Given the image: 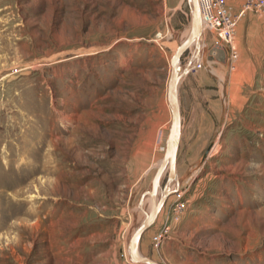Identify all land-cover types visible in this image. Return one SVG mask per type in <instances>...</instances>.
<instances>
[{"label":"rangeland","instance_id":"rangeland-1","mask_svg":"<svg viewBox=\"0 0 264 264\" xmlns=\"http://www.w3.org/2000/svg\"><path fill=\"white\" fill-rule=\"evenodd\" d=\"M190 23L188 0H0V264H131L171 123L170 56ZM237 25L238 51V38L264 43L263 16ZM223 45L211 53L229 71ZM223 72L181 89L180 194L156 229L173 202L185 210L159 248L144 244L153 223L139 242L162 264H264V73L233 116L213 109Z\"/></svg>","mask_w":264,"mask_h":264},{"label":"crops","instance_id":"crops-1","mask_svg":"<svg viewBox=\"0 0 264 264\" xmlns=\"http://www.w3.org/2000/svg\"><path fill=\"white\" fill-rule=\"evenodd\" d=\"M243 0H227L229 5L233 8L234 11H237L241 5ZM238 27V25H237ZM253 26L249 23L246 26L247 30H252ZM245 29V27H244ZM243 29V30H244ZM238 31V29H237ZM240 32V31H239ZM202 37L200 42L202 46L206 48L205 61L204 59H192V50L189 49V55L183 65H188L184 69V73L182 72L180 76V80L178 83V98L180 103V93L183 87L186 88L187 85L190 84L191 75L194 78L195 85L198 86H206V81L204 76L201 73H228L227 78L220 83L218 86H214L217 89V93L219 96L216 98L217 101L214 102L213 109L215 110V105L218 104L221 112L223 111V104H226L228 107V113L232 112L233 116H236L239 113L247 102L249 95L254 94L258 91V86L256 83L255 74L256 73H264V43L263 40L260 42H253L249 45H245L242 39L239 40V57L236 60L235 66L227 71V67L225 64V58L220 57L222 53L221 50L223 48V43L219 45L214 44L215 33L209 28H204L201 33ZM214 46H219L222 49L216 50L214 53H211L212 48ZM192 48V47H190ZM222 50V51H223ZM224 52V51H223ZM200 61L201 65L198 68H195L194 65L196 62ZM181 65V64H180ZM181 65V66H183ZM191 69V70H190ZM186 75V76H185ZM219 80V79H218ZM211 86V85H210ZM197 106H201L205 109V104L199 103ZM181 110V107H180ZM202 117L206 116V114H201ZM222 117V113H221ZM184 128V127H183ZM182 124H181V135H182ZM180 135V138H181ZM180 142V140H179ZM179 147V146H178ZM144 216V213H143ZM142 216V218H143ZM154 224V223H153ZM156 230V224H154L148 231L144 244L145 247L152 248L151 246V235ZM163 244V242L161 243ZM161 246V245H160ZM153 250V249H152Z\"/></svg>","mask_w":264,"mask_h":264},{"label":"water","instance_id":"water-1","mask_svg":"<svg viewBox=\"0 0 264 264\" xmlns=\"http://www.w3.org/2000/svg\"><path fill=\"white\" fill-rule=\"evenodd\" d=\"M188 3L191 15L190 33L174 48L170 56V72L167 82L166 97L171 111V123L165 140V149L153 173L150 186L142 192L139 198L140 201L141 198L148 193L150 197V209L145 213V216L128 239V253L132 262L162 264L150 256L143 254L139 249V242L142 233L156 219L167 195L174 192L173 189L168 187V183L176 179V157L181 135V110L178 98V83L181 74L178 73V68L182 55L200 40L203 31L198 0H188ZM165 169H167L166 176L163 175ZM158 187L161 188L159 196L157 195Z\"/></svg>","mask_w":264,"mask_h":264},{"label":"built area","instance_id":"built-area-1","mask_svg":"<svg viewBox=\"0 0 264 264\" xmlns=\"http://www.w3.org/2000/svg\"><path fill=\"white\" fill-rule=\"evenodd\" d=\"M198 3L203 29L209 28L214 31L216 35L215 44H227L228 62L230 68H233L239 57V51L236 47L237 22L248 10H253L264 17V0H244L237 11L233 10L227 0H198ZM200 65L201 62L198 61L194 67L198 68ZM177 194L179 195L180 192L177 191ZM184 204V200L173 202L167 213L163 215L160 226L151 235V244L154 248H159L163 240L169 237L172 226L183 215ZM131 264L144 263L131 262Z\"/></svg>","mask_w":264,"mask_h":264},{"label":"bare ground","instance_id":"bare-ground-1","mask_svg":"<svg viewBox=\"0 0 264 264\" xmlns=\"http://www.w3.org/2000/svg\"><path fill=\"white\" fill-rule=\"evenodd\" d=\"M190 30H191V23H190V25H189V29L186 31V33L181 37V41L180 42H182L187 36H188V34L190 33ZM204 30V29H203ZM202 37H200V39H201ZM174 46V45H173ZM177 46V45H176ZM192 47V46H191ZM193 49V48H192ZM200 49H201V47H200ZM196 54V53H195ZM200 55V54H199ZM188 65L189 64H187V65H184V66H181L180 65V63H179V68H178V73L179 74H182V72L184 71V69L186 68V67H188ZM183 68V69H182ZM191 70V69H190ZM184 73V72H183ZM186 76V75H185ZM181 79V78H180ZM166 172H167V169H165L164 170V172H163V175L164 176H166ZM175 182H178L176 179L175 180H172V181H170L169 183H168V187L170 188V189H173L174 190V193L177 191V189L178 188H176L175 187ZM160 192H161V188L160 187H158V196L160 195ZM170 194H168L167 195V197L169 196ZM166 197V198H167ZM166 200V199H165ZM165 202V201H164ZM164 204V203H163ZM163 206V205H162ZM139 208H140V210L144 213V216H145V213H147L148 211H149V209H150V197H149V194L148 193H146L142 198H141V200L139 201ZM162 208V207H161ZM159 213V212H158ZM135 230V229H134ZM133 230V231H134Z\"/></svg>","mask_w":264,"mask_h":264}]
</instances>
